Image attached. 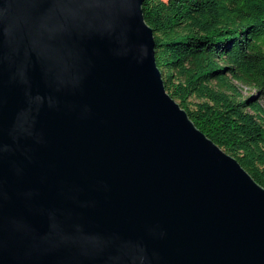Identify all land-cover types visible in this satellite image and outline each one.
<instances>
[{
    "label": "water",
    "instance_id": "95a60500",
    "mask_svg": "<svg viewBox=\"0 0 264 264\" xmlns=\"http://www.w3.org/2000/svg\"><path fill=\"white\" fill-rule=\"evenodd\" d=\"M143 2L0 0V264H264V187L166 91Z\"/></svg>",
    "mask_w": 264,
    "mask_h": 264
},
{
    "label": "trees",
    "instance_id": "16d2710c",
    "mask_svg": "<svg viewBox=\"0 0 264 264\" xmlns=\"http://www.w3.org/2000/svg\"><path fill=\"white\" fill-rule=\"evenodd\" d=\"M142 11L166 91L264 187V0H144Z\"/></svg>",
    "mask_w": 264,
    "mask_h": 264
},
{
    "label": "rangeland",
    "instance_id": "374dc122",
    "mask_svg": "<svg viewBox=\"0 0 264 264\" xmlns=\"http://www.w3.org/2000/svg\"><path fill=\"white\" fill-rule=\"evenodd\" d=\"M242 91H243V95H245V96L254 92V90L252 88H249V87H246V86L242 87ZM260 102H261V104L264 105L263 101H260Z\"/></svg>",
    "mask_w": 264,
    "mask_h": 264
}]
</instances>
